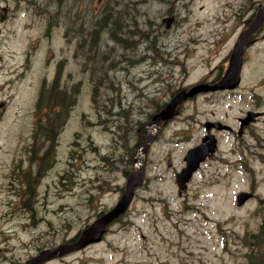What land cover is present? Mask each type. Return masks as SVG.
Instances as JSON below:
<instances>
[{"label": "flooded vegetation", "instance_id": "1", "mask_svg": "<svg viewBox=\"0 0 264 264\" xmlns=\"http://www.w3.org/2000/svg\"><path fill=\"white\" fill-rule=\"evenodd\" d=\"M21 1L0 0V22L15 17ZM192 4V0H95V3L71 0L63 16L59 9L49 12L51 20L47 29L60 23L64 26L67 55L56 63L52 78L41 81L30 116L16 127L17 133L6 130L0 136L1 224L11 223L14 234L36 226L44 219L39 213L40 193L54 191L57 184L69 191H83L88 200L92 198V189L95 193L115 191L111 204L96 206L92 213L85 214L83 222L87 224L118 201L128 176L139 170L143 180L133 190L130 208L139 190L154 180L161 181L166 173L174 177L184 165L183 156L189 146L179 150V145L192 136L194 125L201 127L195 104L200 99L214 105L206 119L218 120L227 126L220 129L212 126L207 130L204 119L203 128L191 145L200 142L206 133H213L215 152L206 159L218 156L230 173L244 177L245 185L235 190L233 197L242 190L248 191L249 196L239 206L248 202H256L258 208L264 206V195L259 189L264 184V133L257 128L264 118L263 101L258 97L253 99L243 80L247 62L262 59L258 44L264 40V0H225L227 16L222 20H231L233 24L215 28L207 37L195 34L198 25L194 23L193 28L180 29V11L185 8L191 13ZM53 15L58 16L56 20ZM241 32H247L244 40L247 42L243 41L240 80L236 86L198 92L180 100L171 117L156 119L182 87L221 76ZM198 41L207 47V55L217 53L223 46L226 49L219 63L207 74L183 84L180 80L186 72V61ZM59 66L60 84L66 70L70 84L73 78L96 79L97 93H93L90 84L83 90L78 89L91 102L79 106L77 128L72 130L68 126L66 155L64 158L63 154V165L58 168L57 137L67 121H74L78 101L67 106L62 114L66 119L59 131L57 106H51L52 111L46 113L47 105H40L41 110H37L35 103L42 82L51 84ZM61 86L72 95L71 85ZM76 94L77 91L75 97ZM217 95L223 96L222 100L215 99ZM221 108L225 110L221 112ZM186 133L190 136L186 137ZM95 134L104 136L100 145L93 143ZM225 139L226 151L221 155ZM120 175L121 182L117 179ZM183 195L179 196L184 198ZM47 202L45 199L44 203ZM124 213L127 210L112 222L118 223ZM8 232L0 230V264H22L33 253L10 257ZM38 248L35 246V251Z\"/></svg>", "mask_w": 264, "mask_h": 264}, {"label": "rangeland", "instance_id": "2", "mask_svg": "<svg viewBox=\"0 0 264 264\" xmlns=\"http://www.w3.org/2000/svg\"><path fill=\"white\" fill-rule=\"evenodd\" d=\"M70 2L71 0H23L15 17L0 22V136L6 130L17 133L16 127L30 116L29 111L33 107L41 81L50 80L55 69L57 70L58 60L66 57L63 24L49 29L47 27L51 20L49 12L59 9L63 16ZM192 2L191 13H187L185 8L180 11L178 23L181 30L189 26L193 28L194 23L198 25L195 26V34L207 37L213 29H223L233 24L231 20H222L227 16L225 0ZM43 8L44 11L40 12L39 9ZM20 11H24L25 15ZM214 16L219 19L216 20ZM51 17L56 20L58 16ZM258 45L261 46L262 59L247 62L243 80L249 88V94L254 95L253 99H262L264 108V40ZM225 49L226 46H223L217 53L207 55V47L203 41L195 43L180 82H193L207 74L222 59ZM61 84L68 87L71 85L73 92L77 91L74 101L78 103L74 121H67L57 137L58 168L63 165L68 126L72 130L77 128L79 106L91 102L78 89L81 87L83 90V87L90 84L93 93H97L96 79L81 81L73 78L70 84L66 70L63 71ZM222 98L221 95L215 96L217 100ZM195 104L196 117L200 120L201 127L199 129V125H194L192 136L179 145V150L196 141L197 133L203 128L202 121L210 116V111L214 108L213 104L204 99L197 100ZM224 110L220 109L221 112ZM257 128L264 133V118ZM95 135L93 143L100 145L104 136ZM189 136L186 133V137ZM226 139L221 145L224 148L221 155H225ZM57 179L59 183V174ZM117 179L121 182L123 178L120 175ZM244 185V177L230 173L228 166L218 156L208 159L195 173L187 190L183 192L184 198L177 194L174 177L171 173H166L161 181L154 180L147 188L137 192L123 221L109 226L99 242L43 264H243L248 247L242 237L245 233L256 231L264 217V206L258 208L256 202H248L242 206L235 203L234 191ZM259 189L264 195V184ZM92 191V198L88 200L83 191H69L62 184H57L52 192L41 191L39 213L44 219L36 226L25 227L14 234L11 223L0 222V230L9 231V256L19 254L25 257L35 252V246L55 247L84 225L85 214L92 213L96 206L111 204L116 197V192L112 190L96 193L94 189ZM45 199L47 203H44ZM184 202L191 204V207L184 208Z\"/></svg>", "mask_w": 264, "mask_h": 264}, {"label": "water", "instance_id": "3", "mask_svg": "<svg viewBox=\"0 0 264 264\" xmlns=\"http://www.w3.org/2000/svg\"><path fill=\"white\" fill-rule=\"evenodd\" d=\"M255 24H257V22H255L253 25ZM246 33L247 32H244L235 44L233 53L230 56L228 67L224 75L218 81L213 83H196L188 90H180L173 97L171 102L158 114L156 119L159 117L170 116L174 110V106L181 99L188 95H192L196 91L234 86L238 81V72L241 65V44ZM205 125L208 126L206 123ZM206 138L207 137H204V140ZM213 144L214 143L212 142L201 143L187 150L184 156L186 165L177 173L176 177L179 184V192L186 186V181L190 178L192 171L198 166L199 161L204 159L205 156L211 152L213 149ZM141 179L142 174L138 171L131 174L127 180L125 192L110 210L98 216L94 221L88 224L74 239L68 242L60 243L52 248H44L35 255L28 258L23 264H39L55 256L78 250L91 242L99 241L102 237L104 226L125 210L131 199L133 188L141 181ZM246 197L247 194L245 192H240L238 194V202L240 203Z\"/></svg>", "mask_w": 264, "mask_h": 264}, {"label": "trees", "instance_id": "4", "mask_svg": "<svg viewBox=\"0 0 264 264\" xmlns=\"http://www.w3.org/2000/svg\"><path fill=\"white\" fill-rule=\"evenodd\" d=\"M61 72V66L57 71L56 79L51 83L42 82L39 97L36 100L35 108L41 110L40 105H47L48 111H52L51 106H57L56 112L58 117L56 118L57 127H61L65 122V110L68 105L74 102L75 93L72 92V95H69L67 89L64 86H61L59 75ZM50 116H46L48 121ZM243 242L248 247V252L246 253V260L243 264H264V217L260 221L257 230L254 232L245 233L242 237Z\"/></svg>", "mask_w": 264, "mask_h": 264}]
</instances>
